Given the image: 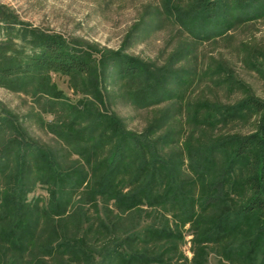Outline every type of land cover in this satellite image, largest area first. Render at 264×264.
<instances>
[{
  "label": "trees",
  "instance_id": "1",
  "mask_svg": "<svg viewBox=\"0 0 264 264\" xmlns=\"http://www.w3.org/2000/svg\"><path fill=\"white\" fill-rule=\"evenodd\" d=\"M250 7L258 13L264 10V0L201 1L183 21L197 35L202 30L222 33L250 17L246 13ZM6 32L20 35L12 25ZM28 35L26 47L11 53L12 43H0V85L55 100L58 95L45 83L46 73L71 77L91 73L87 55L62 37L31 31L20 37L27 40ZM117 69L121 78L143 82L129 92L135 103L142 104L157 101L173 75L168 69L126 58L118 60ZM69 109L73 114L57 135L77 159L64 163L0 107V264H182L181 253L171 257V252L177 254L182 234L170 230L163 215L172 210L182 224H204L194 234L193 264L206 261L205 244L230 243L240 233L255 232L254 239L221 252L227 261L253 264L264 241L263 102L241 101L240 113L258 115L256 131L229 137L204 152L190 151L194 177L182 181L174 164L160 153L171 138L127 133L91 104ZM216 156L224 157L226 164L215 178L210 174ZM38 183L47 190L44 204L41 198H27ZM244 190L249 195L233 203L231 195ZM87 204L96 211L93 217L84 212ZM211 207L217 212L205 220ZM144 215L149 223L131 222Z\"/></svg>",
  "mask_w": 264,
  "mask_h": 264
},
{
  "label": "rangeland",
  "instance_id": "2",
  "mask_svg": "<svg viewBox=\"0 0 264 264\" xmlns=\"http://www.w3.org/2000/svg\"><path fill=\"white\" fill-rule=\"evenodd\" d=\"M201 1L207 0H0V43L13 44L9 53L26 47L30 36L27 40L20 37L25 32L51 34L83 51L92 66L89 75L78 77L46 73L45 83L58 95L55 100L0 85V107L15 116L31 138L68 163L77 156L57 131L73 114L69 107L81 110L84 104H91L113 117L127 133L171 138L160 153L174 164L180 181L193 178L190 151L204 152L229 137L253 134L258 115L240 113L239 104L247 98L264 103V10L256 13L250 7L246 12L250 17L222 33L202 30L197 35L183 20L197 11ZM11 25L20 35L11 37L6 32ZM125 58L173 72L157 101L142 104L132 100L129 92L143 82L119 76L118 60ZM215 164L210 175L216 178L225 158L216 156ZM248 195L244 190L241 195H231V201L239 202ZM47 196L46 187L38 183L27 198H41L44 204ZM84 207L88 217L95 215L92 205ZM215 211L209 208L205 220ZM163 215L168 228L182 234L177 254L171 252V257L176 259L181 253L180 263L193 264L194 234L204 224H182L175 210ZM149 221L145 215L131 220L142 225ZM254 233H240L230 243L205 244L204 264H240L225 260L221 252L249 237L254 239ZM263 246L264 241L253 264H264Z\"/></svg>",
  "mask_w": 264,
  "mask_h": 264
}]
</instances>
